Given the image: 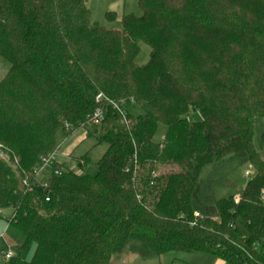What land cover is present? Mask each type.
Segmentation results:
<instances>
[{
	"label": "trees",
	"instance_id": "16d2710c",
	"mask_svg": "<svg viewBox=\"0 0 264 264\" xmlns=\"http://www.w3.org/2000/svg\"><path fill=\"white\" fill-rule=\"evenodd\" d=\"M88 1L0 0V215L25 237L4 264H111L126 251L264 264V0H139L122 29L92 23ZM81 129L106 147L97 172L85 155L82 171L55 161L38 176L58 134ZM247 164L246 186L216 199Z\"/></svg>",
	"mask_w": 264,
	"mask_h": 264
},
{
	"label": "rangeland",
	"instance_id": "374dc122",
	"mask_svg": "<svg viewBox=\"0 0 264 264\" xmlns=\"http://www.w3.org/2000/svg\"><path fill=\"white\" fill-rule=\"evenodd\" d=\"M88 9L91 14V21L94 24H98L101 27L122 29L121 19L124 15L134 14L137 17L142 16V11L139 7V0H89ZM108 13H115L116 18L109 20L107 18ZM140 54L136 59V63L139 66L146 65L150 60L151 49L148 45L141 43ZM10 69V64L0 57V81L6 75ZM131 113L135 115H141L140 109H130ZM195 120H201L200 114L194 116ZM92 129V127L90 128ZM166 134V127L160 125L157 135L155 137L156 142H161ZM57 148L60 150V154L57 157V161L60 164L70 163L71 168L76 171L81 170L79 158L88 155L91 164L87 167V172L94 174L97 172L95 166L96 163L106 151V147H96L95 138H88L87 130L81 129L78 131L68 130L61 131L57 137ZM7 161H9V157ZM12 164V163H11ZM82 171V170H81ZM169 171H177L175 168H169ZM211 169H205L203 176H210ZM246 172H251L254 175L253 169L249 164L240 166L234 171L230 172L226 179L220 181L214 187V195L216 199L225 198L228 195H237L249 182V177H246ZM212 173V172H211ZM49 171H45L42 176H47ZM253 177V176H252ZM238 197V196H236ZM239 198V197H238ZM11 218V211L6 210L0 215V264L7 262L4 257V253L7 250H12L14 253L25 242L24 235L9 224ZM35 252V245H32L28 250L22 252V258L25 261H31ZM111 264H226L217 259L203 253H172L163 257H141L128 251L121 255H117L113 258Z\"/></svg>",
	"mask_w": 264,
	"mask_h": 264
},
{
	"label": "built area",
	"instance_id": "2783aa9c",
	"mask_svg": "<svg viewBox=\"0 0 264 264\" xmlns=\"http://www.w3.org/2000/svg\"><path fill=\"white\" fill-rule=\"evenodd\" d=\"M101 99H102V96H99V97L97 98V100H99V101H100ZM103 117H104L103 112H101V111H97V112L93 115V117L91 118V122H92L93 124H98V123H100V122L102 121ZM5 154H6V152H5V150H4V147H3L2 145H0V159H5V160H6ZM55 156H56V154L54 153V154H52V155H50V156H48V157H46V158H44V159L42 160V164H41V166L39 167L38 172H37V175H38V176H40L41 174H43L44 171L49 170V169L52 168V166L55 164V161H56ZM67 165H68V167H71V164H70V163H67ZM245 175H246V177H249L250 179H251L252 176H253V174H251V172H246ZM25 184H26V183H25ZM238 200H239V198L236 197V198H235L236 203H238ZM14 256H15V253H14L12 250H7V251L4 253V257H5V260H6V261L11 260Z\"/></svg>",
	"mask_w": 264,
	"mask_h": 264
},
{
	"label": "crops",
	"instance_id": "0c3cea01",
	"mask_svg": "<svg viewBox=\"0 0 264 264\" xmlns=\"http://www.w3.org/2000/svg\"><path fill=\"white\" fill-rule=\"evenodd\" d=\"M58 149V148H57ZM60 154V150H58V152H57V155H56V161H57V157H58V155ZM58 162V161H57ZM3 214V213H2ZM218 261H220V260H218ZM222 262V261H221ZM223 263H225V262H223Z\"/></svg>",
	"mask_w": 264,
	"mask_h": 264
}]
</instances>
